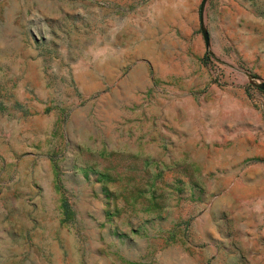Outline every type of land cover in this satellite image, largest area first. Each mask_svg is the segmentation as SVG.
<instances>
[{"label": "rangeland", "instance_id": "374dc122", "mask_svg": "<svg viewBox=\"0 0 264 264\" xmlns=\"http://www.w3.org/2000/svg\"><path fill=\"white\" fill-rule=\"evenodd\" d=\"M199 2L0 0V264H264V0Z\"/></svg>", "mask_w": 264, "mask_h": 264}, {"label": "water", "instance_id": "95a60500", "mask_svg": "<svg viewBox=\"0 0 264 264\" xmlns=\"http://www.w3.org/2000/svg\"><path fill=\"white\" fill-rule=\"evenodd\" d=\"M205 2H206V0H200V2H199V23H200V30H201V34L203 37V41H204L205 47H207V45H208V34H207V30L203 24V11H204ZM248 80L250 83H252L256 87H258L264 91V81L257 80L254 78H249Z\"/></svg>", "mask_w": 264, "mask_h": 264}, {"label": "trees", "instance_id": "16d2710c", "mask_svg": "<svg viewBox=\"0 0 264 264\" xmlns=\"http://www.w3.org/2000/svg\"><path fill=\"white\" fill-rule=\"evenodd\" d=\"M60 207L62 209L63 218H66L69 213H71V209L69 203L65 198H61Z\"/></svg>", "mask_w": 264, "mask_h": 264}]
</instances>
